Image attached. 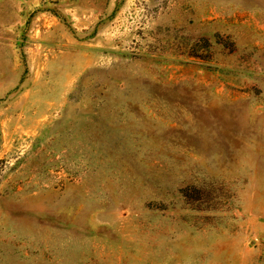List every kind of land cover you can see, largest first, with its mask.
Instances as JSON below:
<instances>
[{"label": "rangeland", "instance_id": "rangeland-1", "mask_svg": "<svg viewBox=\"0 0 264 264\" xmlns=\"http://www.w3.org/2000/svg\"><path fill=\"white\" fill-rule=\"evenodd\" d=\"M0 264H264V0H0Z\"/></svg>", "mask_w": 264, "mask_h": 264}]
</instances>
